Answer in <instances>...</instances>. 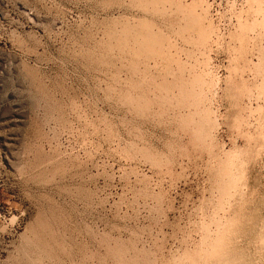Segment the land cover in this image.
Returning a JSON list of instances; mask_svg holds the SVG:
<instances>
[{"label": "rangeland", "instance_id": "obj_1", "mask_svg": "<svg viewBox=\"0 0 264 264\" xmlns=\"http://www.w3.org/2000/svg\"><path fill=\"white\" fill-rule=\"evenodd\" d=\"M0 264H264V0H0Z\"/></svg>", "mask_w": 264, "mask_h": 264}, {"label": "bare ground", "instance_id": "obj_2", "mask_svg": "<svg viewBox=\"0 0 264 264\" xmlns=\"http://www.w3.org/2000/svg\"><path fill=\"white\" fill-rule=\"evenodd\" d=\"M139 35H140V34H139ZM143 35H144V34H143ZM150 36H151V35H150ZM155 39H156V38H155ZM150 40H151V38H150ZM153 44H154V43H153ZM157 45H158V44H157ZM151 46H152V45H151ZM155 47H156V46H155ZM148 50H149V49H148ZM149 51H150V50H149ZM152 51H153V49H152ZM150 52H151V51H150ZM227 171H228V170H227ZM227 171H226V174L228 173ZM230 173H231V172H230ZM226 174H224V175L226 176ZM230 175H232V174H229V177H230ZM231 177H232V176H231ZM227 178H228V176H227ZM233 178H234V177H233ZM233 178H232V179H233ZM230 179H231V178H230ZM227 180H229V179H227ZM230 181H231V180H230ZM230 181H229V182H230ZM232 181H233V180H232ZM232 181L230 182V184H231V183H232L233 185L237 184V183H236V180H234V181H235V184H234V181H233V182H232ZM226 183H227V182H226ZM230 184L227 183V185H225V183H223V185H225V186H228V185H230ZM223 185H222V186H223ZM233 185H232V186H233ZM232 186H231V187H232ZM221 188H222V187H221ZM225 188H226V187H225ZM227 188L230 189V187H227ZM223 189H224V187H223ZM223 191H224L225 193H229V192H227L228 189H225V190H223ZM223 194H224V193H223Z\"/></svg>", "mask_w": 264, "mask_h": 264}]
</instances>
